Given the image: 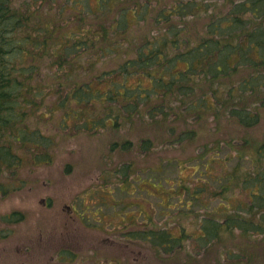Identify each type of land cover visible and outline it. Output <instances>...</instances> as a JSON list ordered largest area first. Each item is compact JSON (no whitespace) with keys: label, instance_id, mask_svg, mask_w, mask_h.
<instances>
[{"label":"rangeland","instance_id":"obj_1","mask_svg":"<svg viewBox=\"0 0 264 264\" xmlns=\"http://www.w3.org/2000/svg\"><path fill=\"white\" fill-rule=\"evenodd\" d=\"M197 1L206 6L179 19L185 45L197 43L211 11L225 10L231 0ZM130 2L110 0L102 10L97 0H89L93 26L107 25L103 41L109 49L101 58L100 53L82 58L92 64L84 62L88 71L75 70V81L136 57L167 29L156 19L158 8L177 0H140L138 10ZM44 81L48 85L49 79ZM49 95L38 114L25 118L27 128L41 134L32 137L41 148L31 141L16 143L23 164L0 170V264H264L258 235L235 231L217 241L195 239L199 219L223 220L248 201L240 177L254 169V147L264 141V111L258 124L241 128L203 112L192 118L175 101L164 100V114L152 123L135 112L114 126L87 127L82 118L75 124L71 117L60 125L65 109L52 105L60 104L58 93ZM89 111L82 117L89 119ZM187 130L189 136L181 139ZM143 138L146 142L139 143ZM206 173L211 177L204 181ZM232 174L235 183L228 181ZM143 230L180 236L183 242L164 249L136 236Z\"/></svg>","mask_w":264,"mask_h":264},{"label":"trees","instance_id":"obj_2","mask_svg":"<svg viewBox=\"0 0 264 264\" xmlns=\"http://www.w3.org/2000/svg\"><path fill=\"white\" fill-rule=\"evenodd\" d=\"M97 1L103 8L110 0ZM132 1L130 4H136L137 10L143 6L140 0ZM88 2L0 0V170L5 167L9 171L13 165L23 164V157L14 151L16 143L31 141L41 148L37 138L32 140L34 134L38 138L41 134L27 128L25 118L38 114L46 94L52 96L51 92L58 93L60 101L52 105L65 109L60 125L62 119L71 117L75 124L82 118V125L87 127L95 122L99 127L109 123L114 126L120 117L130 118L135 112L142 121L152 123L157 121L155 116L164 114L166 106L160 103L164 100L175 101L192 118L203 112L215 119L224 117L241 128L259 123L264 111V0H231L225 10L211 11L205 34L193 45H185L188 41L179 19L190 10L195 13L206 6L204 2L177 0L174 6H162L156 19L163 20L167 29L157 40H148L136 57L124 60L118 67L101 69L88 80L75 81L74 71H88L84 62L92 64L89 58H82L94 53H100L101 58L109 49L103 41L107 25L99 21V27L93 26L95 10ZM43 10L48 16L43 15ZM72 64H78V68ZM47 78L48 85L44 81ZM86 109L90 110L89 119L82 117ZM188 133L189 130L182 131L180 138H187ZM145 142L143 138L139 143ZM251 160L254 169L240 177L246 204L230 209L232 216L217 222L199 219L200 233L195 239L217 241L223 234L236 231L258 235L264 243V141L254 147ZM206 176L211 177L206 173L204 181ZM233 177L230 175L228 181L235 183ZM158 231H136V236L164 249L183 242L180 236L161 237Z\"/></svg>","mask_w":264,"mask_h":264},{"label":"flooded vegetation","instance_id":"obj_3","mask_svg":"<svg viewBox=\"0 0 264 264\" xmlns=\"http://www.w3.org/2000/svg\"><path fill=\"white\" fill-rule=\"evenodd\" d=\"M61 248H62V247H61ZM61 248H60V249H61Z\"/></svg>","mask_w":264,"mask_h":264}]
</instances>
